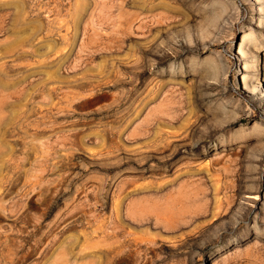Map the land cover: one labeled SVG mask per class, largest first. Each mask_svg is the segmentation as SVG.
Returning <instances> with one entry per match:
<instances>
[{
	"label": "rangeland",
	"instance_id": "1",
	"mask_svg": "<svg viewBox=\"0 0 264 264\" xmlns=\"http://www.w3.org/2000/svg\"><path fill=\"white\" fill-rule=\"evenodd\" d=\"M0 25V264H264V0Z\"/></svg>",
	"mask_w": 264,
	"mask_h": 264
},
{
	"label": "bare ground",
	"instance_id": "2",
	"mask_svg": "<svg viewBox=\"0 0 264 264\" xmlns=\"http://www.w3.org/2000/svg\"><path fill=\"white\" fill-rule=\"evenodd\" d=\"M0 27H6V26H4V25H0ZM7 27H9V26H7ZM259 59H260V56H259ZM263 62V61H262ZM261 79H263V82H264V77H262ZM246 87V86H245ZM251 198L252 199H254L255 201L257 200V199H259V194H255V195H252L251 196ZM220 202V201H219ZM222 203V202H221ZM220 207V206H219Z\"/></svg>",
	"mask_w": 264,
	"mask_h": 264
}]
</instances>
